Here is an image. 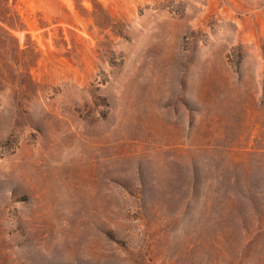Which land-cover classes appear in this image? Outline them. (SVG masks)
<instances>
[{"label":"rangeland","instance_id":"1","mask_svg":"<svg viewBox=\"0 0 264 264\" xmlns=\"http://www.w3.org/2000/svg\"><path fill=\"white\" fill-rule=\"evenodd\" d=\"M0 264H264V0H0Z\"/></svg>","mask_w":264,"mask_h":264}]
</instances>
